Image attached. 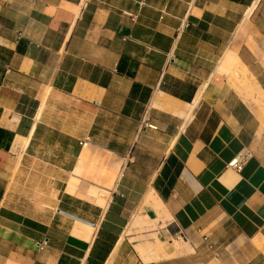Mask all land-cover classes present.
Wrapping results in <instances>:
<instances>
[{
	"label": "crops",
	"instance_id": "1",
	"mask_svg": "<svg viewBox=\"0 0 264 264\" xmlns=\"http://www.w3.org/2000/svg\"><path fill=\"white\" fill-rule=\"evenodd\" d=\"M263 78L264 0H0V264H264Z\"/></svg>",
	"mask_w": 264,
	"mask_h": 264
},
{
	"label": "rangeland",
	"instance_id": "2",
	"mask_svg": "<svg viewBox=\"0 0 264 264\" xmlns=\"http://www.w3.org/2000/svg\"><path fill=\"white\" fill-rule=\"evenodd\" d=\"M239 61V60H238ZM237 61V63H238ZM235 68H238V66L236 65ZM254 72L253 74H255V77L250 73L248 69L244 66L243 68H240L239 70L236 71L237 76L235 75V72L232 73V75H228L227 73V77L229 79V82L234 86V82H233V77L235 78L236 81H238L239 83L242 84L243 87H245L246 89H250L253 90L255 85H257L256 80L260 81V73L262 72L260 70V63L256 65V67L253 68ZM236 70V69H235ZM234 70V71H235ZM256 78V80H255ZM264 80V78L262 79V81ZM264 84V81L262 82ZM235 87V86H234ZM263 121L264 119L261 118ZM12 179H11V183L12 184H19L21 181L20 178V174H18L17 172H15L14 174H12ZM177 246L180 245V243L176 242Z\"/></svg>",
	"mask_w": 264,
	"mask_h": 264
},
{
	"label": "built area",
	"instance_id": "3",
	"mask_svg": "<svg viewBox=\"0 0 264 264\" xmlns=\"http://www.w3.org/2000/svg\"><path fill=\"white\" fill-rule=\"evenodd\" d=\"M151 127H155V126H151ZM246 161V157L245 154L239 153L238 155H236L227 165L228 167L233 168L234 170L240 171ZM46 242H41L39 244L40 247L44 246Z\"/></svg>",
	"mask_w": 264,
	"mask_h": 264
},
{
	"label": "bare ground",
	"instance_id": "4",
	"mask_svg": "<svg viewBox=\"0 0 264 264\" xmlns=\"http://www.w3.org/2000/svg\"><path fill=\"white\" fill-rule=\"evenodd\" d=\"M256 4H257V3H256ZM77 16H78V14L76 15V17H77ZM237 66H238V68H235L236 70L234 71L236 76H237L236 71L239 70L240 68H243L244 65H243V63L239 60L238 63H237ZM255 86H256V85H255ZM263 109H264V108H263Z\"/></svg>",
	"mask_w": 264,
	"mask_h": 264
},
{
	"label": "water",
	"instance_id": "5",
	"mask_svg": "<svg viewBox=\"0 0 264 264\" xmlns=\"http://www.w3.org/2000/svg\"><path fill=\"white\" fill-rule=\"evenodd\" d=\"M75 217V216H74ZM76 219H78L79 221H82V222H85V223H88L87 221L83 220L82 218H77L75 217Z\"/></svg>",
	"mask_w": 264,
	"mask_h": 264
}]
</instances>
